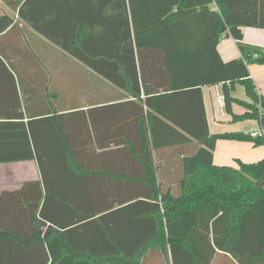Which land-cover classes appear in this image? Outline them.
Segmentation results:
<instances>
[{"label":"trees","instance_id":"obj_1","mask_svg":"<svg viewBox=\"0 0 264 264\" xmlns=\"http://www.w3.org/2000/svg\"><path fill=\"white\" fill-rule=\"evenodd\" d=\"M49 1L45 25L31 0L9 6L48 40L43 60L63 66H18L28 54L8 49L12 18L0 16V163L35 160L40 173L0 193V264H264V157L213 164L218 139L260 146L264 135L210 133L201 89L179 88L223 66L226 110L240 83L250 101H237L247 111L233 120L264 126L243 65H264V52L242 41L243 27L264 28V0ZM223 32L241 52L229 63L216 48ZM196 98L198 117L168 110L183 115ZM108 107L132 113L123 140L138 159L118 201L128 209L122 242L103 216L113 200L66 190L80 179L89 189L80 159Z\"/></svg>","mask_w":264,"mask_h":264},{"label":"crops","instance_id":"obj_2","mask_svg":"<svg viewBox=\"0 0 264 264\" xmlns=\"http://www.w3.org/2000/svg\"><path fill=\"white\" fill-rule=\"evenodd\" d=\"M24 0H0V16L8 15L12 18L9 35L5 38L7 47L10 51L19 53L23 50L28 54L27 60L20 61L18 66L40 68V67H59L63 66L57 60H50L42 57H47V53L53 51L41 34L36 32L29 23L18 19L17 10L11 4L22 3ZM49 0H31V15L38 17L39 21L44 25L46 23L45 6ZM56 3L59 1L56 0ZM214 8V6H212ZM45 14V15H43ZM243 39L245 44L261 47L264 52V28L246 26L242 28ZM217 51L224 61L229 63L241 56V52L237 45V40L230 35L222 33L217 45ZM17 60H19L17 58ZM249 77L253 80L256 91L260 98L264 100V65L257 63L244 62ZM223 66L204 72L195 77H192L184 82L179 83L180 89H188L199 87L202 93V101L206 113L207 126L210 133L236 132V131H256L261 126L255 119L233 120V115L243 114L247 109L237 101H250L246 95L245 88L242 84L236 83L231 90L230 95L234 99L230 105V110H226L223 102L222 83ZM221 77V78H219ZM88 98L89 94L83 95ZM82 96V97H83ZM81 97V96H80ZM120 97V101H123ZM119 101V100H116ZM113 100L106 99L105 103H113ZM172 104V101H168ZM192 104V106L190 105ZM188 107L184 106L183 115L178 113L174 106H169L175 117L190 116L195 110L196 117L200 112L198 98L189 102ZM179 107V106H178ZM101 116V115H100ZM132 113L125 108L108 107L103 111V123L98 124L101 128L94 130L90 126L88 135L90 153L88 156H83L80 162L84 164L88 172V182L86 189L81 187L80 179L77 183H73L70 194H88L101 197L103 201H111V208L104 210L105 217L109 218L110 226L115 228L116 239L114 241L122 242L124 231L127 229V207L126 204H119L122 198L127 197L130 193L129 179L132 163H138V159H133L128 150V146L123 138L129 129L128 117ZM198 119V118H197ZM256 123V128H255ZM185 131L184 128H177ZM84 137L78 136L77 140L81 141ZM262 146V145H261ZM260 146H254L251 141L218 139L213 151V164L227 165L237 167L236 160L243 162H251L256 159ZM264 155L258 154L257 157ZM136 172H139L138 168ZM40 173L35 160L16 161L0 163V193L3 190H13L18 188L22 182L27 180L39 179ZM72 178H75L74 175ZM77 178V177H76ZM85 178V177H84ZM65 190V189H64ZM69 193V192H68ZM63 211V209H62ZM117 230V231H116Z\"/></svg>","mask_w":264,"mask_h":264},{"label":"built area","instance_id":"obj_3","mask_svg":"<svg viewBox=\"0 0 264 264\" xmlns=\"http://www.w3.org/2000/svg\"><path fill=\"white\" fill-rule=\"evenodd\" d=\"M249 134L251 136H263L264 135V126H261L258 130L256 131H249Z\"/></svg>","mask_w":264,"mask_h":264},{"label":"rangeland","instance_id":"obj_4","mask_svg":"<svg viewBox=\"0 0 264 264\" xmlns=\"http://www.w3.org/2000/svg\"><path fill=\"white\" fill-rule=\"evenodd\" d=\"M255 128L257 127L256 126V123H255ZM264 152V145H260V147L258 148V153L255 155L256 157V159H254V160H252L251 162H253V161H257V160H259L260 158H262V157H264V155H262V156H260V157H257L258 156V154H262ZM238 167V166H237Z\"/></svg>","mask_w":264,"mask_h":264}]
</instances>
